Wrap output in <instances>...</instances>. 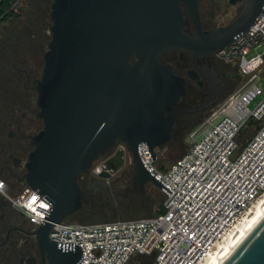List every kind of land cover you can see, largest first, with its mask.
Segmentation results:
<instances>
[{"label":"water","instance_id":"water-1","mask_svg":"<svg viewBox=\"0 0 264 264\" xmlns=\"http://www.w3.org/2000/svg\"><path fill=\"white\" fill-rule=\"evenodd\" d=\"M198 1L53 0L51 40L37 84L44 128L32 140L24 175L27 186L50 204L36 234L51 264H80L84 257L80 246L56 243L49 233L81 209L85 192L79 177L96 161L106 158L99 176L108 179L125 165L128 152L141 194L146 184L172 194L139 153L146 143L156 161L173 138L176 116L188 111L175 106L186 95L184 79L159 59L172 50L210 57L245 35L264 7V0H246L231 24L204 32ZM181 2L197 25V37L185 32ZM169 109L173 112L166 116ZM253 134L243 132L239 142ZM121 142L127 151L114 153ZM221 264H264V216Z\"/></svg>","mask_w":264,"mask_h":264},{"label":"built area","instance_id":"built-area-1","mask_svg":"<svg viewBox=\"0 0 264 264\" xmlns=\"http://www.w3.org/2000/svg\"><path fill=\"white\" fill-rule=\"evenodd\" d=\"M263 44L264 7L245 35L217 53L239 68L243 84L195 127L189 149L166 171L156 167L146 143L139 145L147 170L172 191H163L162 214L102 223L68 219L52 227L50 239L80 246V264H129L139 255H155L154 264H203L264 196V93L258 85L264 53L249 58ZM249 130L252 137L240 143ZM0 193L36 229L44 224L50 204L29 186L12 193L0 180Z\"/></svg>","mask_w":264,"mask_h":264},{"label":"flooded vegetation","instance_id":"flooded-vegetation-1","mask_svg":"<svg viewBox=\"0 0 264 264\" xmlns=\"http://www.w3.org/2000/svg\"><path fill=\"white\" fill-rule=\"evenodd\" d=\"M246 0H199L197 10L200 26L204 32L223 28L236 20L245 10ZM186 16L185 32L197 37V25L190 16L185 3L179 4ZM17 37L12 50L4 48L0 56V180H4L12 193L20 192L27 184L26 162L33 150V138L43 130L44 122L39 118L37 106V84L44 68L43 48ZM48 48V43H45ZM159 62L173 67L176 75L185 81L186 95L176 107L186 109L176 116V128L172 140L166 146L176 144L182 138L178 131L201 120L226 99L241 74L234 64L223 61L218 54L195 59L184 50H172L163 54ZM173 112L167 110L166 116ZM182 116H192L190 122ZM119 149L127 151L126 143ZM126 157V156H125ZM105 162L106 158L100 159ZM103 166V164H102ZM94 170L79 177L85 192L84 206L91 204L98 192L110 188L107 180ZM97 177V178H96ZM110 222V221H106ZM36 228L0 193V264H51L42 248Z\"/></svg>","mask_w":264,"mask_h":264},{"label":"rangeland","instance_id":"rangeland-1","mask_svg":"<svg viewBox=\"0 0 264 264\" xmlns=\"http://www.w3.org/2000/svg\"><path fill=\"white\" fill-rule=\"evenodd\" d=\"M52 3L53 0H20L12 7L13 15L7 20L0 22V56L4 52V48L9 50L13 49L17 37L24 39L22 43L28 41L31 44H39L44 52L48 49L45 43H49L51 40L49 27L51 25L50 15ZM260 53H264V44L260 48L252 50L249 58ZM235 67L237 66L235 65ZM237 69L239 70L238 67ZM243 81L244 79L241 76L234 83L230 94L237 91L243 84ZM258 85L264 93V65L260 70V81ZM263 96L253 102L249 108L253 110L256 103ZM214 110L210 111L196 123L187 126L184 131H178L177 135H182L181 140L157 152L156 167L159 169V166L170 167L177 159L182 157L190 147L189 136L192 131ZM181 118L185 119L186 122L192 120V116H182ZM125 160V165L110 181L107 180L110 188L106 189L103 193L98 192L89 208L88 205L84 206L83 209H80L70 218L72 222L102 223L120 219H141L157 216V212L164 202V192L152 184H146L144 193L141 194L134 179L132 157L128 152ZM102 164L103 161H96L94 163V170L100 168ZM130 264H150V262L146 258L136 257Z\"/></svg>","mask_w":264,"mask_h":264},{"label":"bare ground","instance_id":"bare-ground-1","mask_svg":"<svg viewBox=\"0 0 264 264\" xmlns=\"http://www.w3.org/2000/svg\"><path fill=\"white\" fill-rule=\"evenodd\" d=\"M264 216V196L250 210L248 215L244 216L235 228L228 234L223 243L206 259L203 264H221L233 248L242 240V238L256 225Z\"/></svg>","mask_w":264,"mask_h":264},{"label":"trees","instance_id":"trees-1","mask_svg":"<svg viewBox=\"0 0 264 264\" xmlns=\"http://www.w3.org/2000/svg\"><path fill=\"white\" fill-rule=\"evenodd\" d=\"M20 0H2L0 3V22L7 20L9 17H11L13 15V10L12 7L19 2ZM161 170L166 171L169 167H162L159 166ZM165 199V197H164ZM163 213V205L161 206V208L158 210L157 215H160ZM91 214V211H90ZM69 222H72V220L69 219ZM81 223H91V222H81ZM137 258H146L148 260V262H150V264H154L155 262V255H149L145 257L143 255H139V256H135L132 258V260L130 261V263ZM129 263V264H130Z\"/></svg>","mask_w":264,"mask_h":264}]
</instances>
